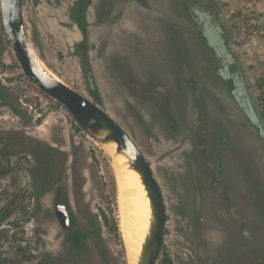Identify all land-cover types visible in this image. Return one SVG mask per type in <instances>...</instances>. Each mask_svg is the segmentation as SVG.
<instances>
[{
	"label": "rangeland",
	"instance_id": "1",
	"mask_svg": "<svg viewBox=\"0 0 264 264\" xmlns=\"http://www.w3.org/2000/svg\"><path fill=\"white\" fill-rule=\"evenodd\" d=\"M185 5L224 28L264 129V2L24 0L23 14L46 66L108 113L150 163L167 214L157 264H264V137L216 80L212 52ZM189 72L199 74L196 92L186 82ZM219 157L221 173L213 170ZM38 160L51 179L36 188ZM117 165L28 79L0 32V264H61L49 258L70 252L71 231L55 215L59 186L81 223L105 210L119 226V234L102 227L100 246L93 239L81 244L77 264H128L120 231L124 170ZM197 184L206 201L199 219Z\"/></svg>",
	"mask_w": 264,
	"mask_h": 264
},
{
	"label": "water",
	"instance_id": "2",
	"mask_svg": "<svg viewBox=\"0 0 264 264\" xmlns=\"http://www.w3.org/2000/svg\"><path fill=\"white\" fill-rule=\"evenodd\" d=\"M24 0H0L3 31L28 79L45 95L63 105L83 131L119 161L125 158L128 168L140 177L151 204L150 227L142 246L139 264H157L164 241L167 214L159 183L150 163L130 136L97 104L66 84L52 72L37 54L28 35L24 14ZM126 169H124V172ZM199 202V196L197 199ZM55 215L61 227H71L67 205L55 202Z\"/></svg>",
	"mask_w": 264,
	"mask_h": 264
},
{
	"label": "trees",
	"instance_id": "3",
	"mask_svg": "<svg viewBox=\"0 0 264 264\" xmlns=\"http://www.w3.org/2000/svg\"><path fill=\"white\" fill-rule=\"evenodd\" d=\"M242 1L247 4L264 2V0H242ZM200 19H203V21L205 20L204 21L205 25L203 26L204 37L206 38L205 40L207 46L213 47V49L211 50L212 55H214L215 61L218 62V66H224L226 68L230 67L233 69V72L236 73L234 74L233 77L230 75V73L221 76L224 83H226L229 86L239 107L241 108L242 112L244 113L250 124L260 133L262 137H264V129L259 114L248 94V89L246 87L243 73L241 71L240 63L236 55L229 50L227 46L226 38L223 37V34L225 35L224 28L218 23L216 19L212 18L207 14H205V18L203 17ZM0 32L2 35L4 34L1 19H0ZM214 32L216 33L215 40H213L210 37V33L214 34ZM232 78L233 79L235 78L236 83H232L231 81ZM86 79L90 87V92L92 93V95L97 96L98 89L95 84L91 71H88ZM32 178L36 188H39L40 186H45V184L50 181L51 179L50 174L45 172L43 168V161L38 160V167H36L32 171ZM78 190H79L78 195L81 196L83 194L82 185L79 184ZM54 196H55V202L58 201L65 203L69 210L68 204L64 199V192L62 187L59 186L54 191ZM70 218H71V227H70L71 232L68 233L70 252L64 255H58L57 257L49 255L51 261L59 260L61 264H77L78 258L76 253L77 252L79 253V251L81 250L80 248L81 244H84L89 239H93L98 246L101 245V240H102L101 230L103 226L110 230L112 229L114 230V232L119 234V226H118L117 218L115 216L113 217L109 216L108 213L105 212V210H101L100 214L95 216V221H92L88 225L81 223L80 219L73 214H70Z\"/></svg>",
	"mask_w": 264,
	"mask_h": 264
},
{
	"label": "bare ground",
	"instance_id": "4",
	"mask_svg": "<svg viewBox=\"0 0 264 264\" xmlns=\"http://www.w3.org/2000/svg\"><path fill=\"white\" fill-rule=\"evenodd\" d=\"M119 161L124 168L117 166L123 170L126 169L118 177L122 183L121 191L125 197V206H127L126 210L124 209L121 213L120 231L123 236L127 263L139 264L142 246L150 227L151 204L139 175L128 168L127 159L120 158Z\"/></svg>",
	"mask_w": 264,
	"mask_h": 264
},
{
	"label": "flooded vegetation",
	"instance_id": "5",
	"mask_svg": "<svg viewBox=\"0 0 264 264\" xmlns=\"http://www.w3.org/2000/svg\"><path fill=\"white\" fill-rule=\"evenodd\" d=\"M110 7H111V5L108 6V13L111 11V8ZM183 9H184V12L186 13V16L188 17V19L196 27L197 36L201 37L204 40V43H205L206 47L209 48V50L211 51L213 49V47L207 46V43H206V40H205L206 38L204 37L203 26L205 25V22L202 21V19L199 18L202 12L200 10H198V6L185 5V6H183ZM212 62L214 64V66H215V71L214 72H215L216 80H218L219 82H221V84H223L227 88L230 96L236 101V99H235L234 95L232 94L229 86L226 83H224V81H223V79L221 77V76H223L224 74H227V73H230V75L233 77L234 74H236V73H234L233 72V69L230 68V67L229 68H226L224 66H218V62L215 61L214 55H212ZM190 71H192V70H190ZM197 74L198 73H192V72L190 73L189 72L188 73V76L186 77V82L190 86V88H191V90L193 92H196L197 91V87L199 86L198 85V81L199 80H198ZM231 81H232V83H236L235 78L234 79L232 78ZM164 112H165L166 120L169 123H171V124L174 123L173 118L170 115V113L167 112V111H164ZM213 170L216 171V172H218V173H221L222 172L221 159H220V157L215 160V163L213 165ZM198 192L200 193V195L198 194ZM198 196H199V202H197ZM204 196L205 195H204V193L201 190V186L199 184H197L196 185V188H195V215L198 216L197 219H199V217L203 213L202 212L203 211V205L206 204V201H205V197ZM225 202H226V200H225ZM227 203L228 202H226V204ZM228 210H230V209H228ZM216 214H218V213H216ZM226 214H228V213H226ZM228 215L231 217V219L234 220V218H235L234 217V213H232L231 210L229 211V214ZM219 219H220V221L222 223V220H221L222 218L217 217V215H215V220H219ZM220 221L218 222V224H220ZM242 235H243V238H246V240H249L250 233H249L248 230L244 229V231H242ZM216 251L218 253L219 250H217V248H216ZM217 253H216V255H217Z\"/></svg>",
	"mask_w": 264,
	"mask_h": 264
}]
</instances>
